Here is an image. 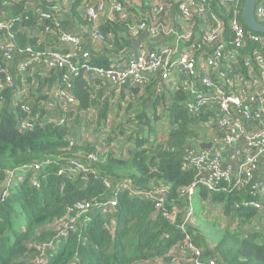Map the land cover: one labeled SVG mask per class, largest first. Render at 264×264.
<instances>
[{
    "label": "trees",
    "instance_id": "trees-1",
    "mask_svg": "<svg viewBox=\"0 0 264 264\" xmlns=\"http://www.w3.org/2000/svg\"><path fill=\"white\" fill-rule=\"evenodd\" d=\"M82 2L73 0L71 11L81 19V26L89 29V21L80 12ZM243 3L244 0H239L237 4L241 21ZM11 8L15 9V15L24 11L22 3ZM43 8L52 12L44 5ZM212 8L223 20H229L228 7L212 0ZM28 13V21L13 29L17 44L31 45L42 51L60 48L56 36L47 34L41 42L36 36L27 35L26 28L30 25L35 29L41 26L33 22L38 20L37 16ZM259 21L264 24V17ZM125 29L127 27L118 22L102 25L104 33L110 32L115 37ZM86 42L89 45L88 40ZM120 43L118 39L111 41L110 51H117ZM124 43L131 45L129 39H124ZM98 47L102 54L109 51L101 45ZM91 62L102 66L107 63L105 56L95 57L93 51ZM56 77L55 73L52 76L36 73L28 78L30 87H37L35 92L47 85L45 91L28 101L29 115L46 113L48 90ZM157 80L153 79L150 85L142 88L143 93L138 87L131 88L130 101L126 105L118 103L119 111L114 115L109 105L112 95L107 94L106 86L97 81L100 88L95 89L93 80H75L73 92L79 102L78 110L88 109L91 113L90 108L98 106L93 118L95 134H100L108 117H111V125L119 121L120 115L124 117L117 124L115 135H106V132L104 139L91 136L83 139L79 128L82 119L78 113L73 118V131L53 124L20 130L19 120L27 113L20 109L11 94L6 95L0 109V194L5 189L3 184L8 172L36 163L41 166L37 170L28 169L16 182L13 172L5 185L6 195L0 200V264H31L39 256V244L54 238L57 230L52 227L54 221L73 216L76 202H104L116 191V205L109 213L93 207L88 219L81 217L63 242H55L54 248L46 249L47 264H194L193 257L185 256L191 252V248L184 245L186 235L193 248L200 250L202 261L264 264V211L235 207L236 203L249 200L247 187L232 191L221 187L218 191H209L197 185L194 193L190 197L187 195L186 188L193 183L195 170L184 168V148L198 143L205 126L209 129V118L213 122V112L188 114L182 104L185 96L169 89L158 94ZM138 102L140 106L136 107ZM73 115L74 112L68 113V116ZM160 124L167 128L163 135H158ZM127 125L134 129L127 131ZM215 133L220 132L216 130ZM124 138H128L123 144L127 152L115 153L116 141ZM103 142L114 146L105 150ZM89 154L92 156L88 157ZM73 159L84 163L93 173L73 174L68 169ZM46 160L49 163L42 164ZM104 179L109 181L108 187ZM120 182H128L144 191L163 186L162 192L157 193L163 198L161 208L156 207L157 201H146L130 196L127 190L116 189ZM190 209L192 213L188 215ZM164 213L172 215V219ZM213 213H219L223 222L225 217L226 226L220 220L211 222L208 216ZM110 219L115 221L113 226ZM203 227H209L208 232Z\"/></svg>",
    "mask_w": 264,
    "mask_h": 264
},
{
    "label": "built area",
    "instance_id": "built-area-1",
    "mask_svg": "<svg viewBox=\"0 0 264 264\" xmlns=\"http://www.w3.org/2000/svg\"><path fill=\"white\" fill-rule=\"evenodd\" d=\"M238 1L218 0L231 14L229 20H223L213 10L212 0H83L81 9L90 28L82 24L88 33L80 34L69 31L61 18L44 10L43 0L33 5L32 0H10V7L22 3L24 11L18 15L0 12V38L4 36V41L0 42V63H3L0 65V109L6 95L11 94L20 109L27 113L19 120L20 130L53 124L73 131V118L78 113L84 139L91 136L94 127L89 129V135L85 132L87 129H82L83 124L86 125L89 114L94 116L96 112L78 110L79 102L73 92L76 79L93 80L95 89L100 88L97 81L106 86L107 94L112 95L109 105L116 113L118 103L126 105L130 101L131 88L138 87L143 93L142 88L158 78L155 85L158 94L164 89L182 93L185 96L182 104L188 114L213 112V122L209 118L208 129L211 136L204 140L211 142V147L199 150L197 144L190 143L184 148V168L195 170L193 183L186 188L187 195L190 197L197 185L209 191H218L221 187L228 191L247 187L249 200L238 202L235 207L264 211V33L247 29L239 20ZM28 12L37 16L38 20L33 22L41 26L33 28L35 33L27 27L26 33L41 42L47 34L56 36L60 48L42 51L31 45L17 44L13 29L28 21ZM255 15L258 21L264 17V0H258ZM113 22L127 29L116 37L110 32L104 33L102 25ZM117 39L121 41L120 48L106 58V65L91 62L93 48L101 45L110 50L111 41ZM124 39H129L131 45L125 44ZM36 73L57 74L56 82L48 90L46 113L42 116L40 113L29 115L28 101L37 87H30L28 78ZM69 112L74 115L68 116ZM110 119L108 117L107 124L111 123ZM123 119L120 115L119 121ZM125 128L127 131L134 129L132 125ZM216 130L220 133L216 134ZM48 163L46 160L42 164ZM40 166L36 163L20 168L27 172ZM68 169L73 174L93 173L76 159L70 161ZM104 184L108 187L109 181L104 179ZM5 185L0 200L6 195ZM162 188L157 186L144 191L128 182L116 184V189L127 190L130 196L157 201L159 209L163 198L157 193L162 192ZM117 192L104 202H76L73 216L54 221L57 226L54 238L39 244V256L31 264H47L46 249L64 240L81 217L87 220L93 207L109 213L116 205ZM191 213L190 209L188 215ZM165 215L172 219V215ZM110 224H115L114 219H110ZM184 245L191 248L193 257L200 254L187 235ZM192 260L194 264H216L213 259Z\"/></svg>",
    "mask_w": 264,
    "mask_h": 264
},
{
    "label": "rangeland",
    "instance_id": "rangeland-1",
    "mask_svg": "<svg viewBox=\"0 0 264 264\" xmlns=\"http://www.w3.org/2000/svg\"><path fill=\"white\" fill-rule=\"evenodd\" d=\"M120 47H118L117 49H119ZM53 75V73H51L50 74V76H52ZM46 85V84H45ZM45 85H43V86H41L40 88H39V90L37 91V92H35V90H32V96L33 97H37L38 96V94L39 93H41V92H43V91H45L46 89H47V85L45 86ZM90 106H92V105H90ZM89 106V107H90ZM135 106L136 107H138V106H140V103L138 102V103H136L135 104ZM97 108H98V106H93L92 108H90V110H92V112L95 110V111H97ZM111 112V114L112 115H114L115 113L113 112V111H110ZM149 112H152V111H149ZM76 116V115H75ZM97 116H98V114H97ZM94 116H93V114L91 113V114H89V117H88V121H87V125H84L83 124V128L82 129H87V130H85V132H88L89 133V135H90V131H89V129L90 128H92V127H94L93 128V131H92V133H91V137H95V138H100V139H104V138H106V136H105V133L106 132H108V135H110V134H112V135H115V133H116V131H118V128H117V124L119 123V122H121V121H118L115 125H111L110 123L109 124H107V123H105V125L103 126V128H102V133H100V134H95L94 133V130H95V127H96V124H95V121H94ZM159 130H158V133L160 134V135H163V134H165L166 132H167V128H163V125L162 124H160V126H159ZM213 131V130H212ZM214 132V131H213ZM126 133V132H125ZM210 136H211V132H210V130H207V127L205 126V128H204V132L201 134V136H200V140L201 139H206V138H210ZM85 139V138H84ZM199 140V141H200ZM128 141V138L126 139V138H124V139H121V140H117L116 141V144H115V146H114V144H108V143H105V142H103V147H105V150H108V147H113L114 146V148H113V151L115 152V153H121V152H123V153H126L127 152V149L126 150H124V146H123V144H125L126 142ZM25 172H26V169H24V168H19V169H17V170H15V172H14V174H13V180L16 182V181H18V180H20L22 177H23V175L25 174ZM193 208H194V211H197L196 209H195V207H194V205H193ZM260 211V210H259ZM224 218V222L222 221V217H221V215H219V213H213V214H210L209 216H208V219L212 222V221H216V220H220L219 222L220 223H222V225L223 226H226V221H225V217H223ZM53 226H55L54 224L52 225V227ZM57 226H55L53 229H55ZM204 228V230L206 231V232H208V228L209 227H203ZM222 236V234L220 235L219 234V237H221ZM193 254H194V252H189V253H187V254H185V256L186 257H193ZM189 255V256H188ZM201 252H200V254L198 255V256H195V257H193V259H196V258H199V257H201Z\"/></svg>",
    "mask_w": 264,
    "mask_h": 264
},
{
    "label": "crops",
    "instance_id": "crops-1",
    "mask_svg": "<svg viewBox=\"0 0 264 264\" xmlns=\"http://www.w3.org/2000/svg\"><path fill=\"white\" fill-rule=\"evenodd\" d=\"M8 0H0V12L4 11L7 15L14 14V10L9 6ZM42 4L46 9L52 10L55 15H57L58 18H61L63 20L64 25L67 27V29L71 32H80V34H85L87 32V28L80 27L81 26V19L75 17L72 14L71 11V5L73 0H43ZM38 2V0H32L31 5ZM33 3V4H32ZM81 14H83L82 9H80ZM28 30L32 33H35L32 25L28 27ZM28 35V34H27ZM29 36V35H28ZM4 41V36L0 38V42ZM92 51L95 54V57L105 56V59L110 57V55L113 53V51H108L105 54H102L99 47L93 48ZM110 90V87H109ZM165 128V127H163ZM160 129V128H159ZM158 135H160L158 133Z\"/></svg>",
    "mask_w": 264,
    "mask_h": 264
},
{
    "label": "water",
    "instance_id": "water-1",
    "mask_svg": "<svg viewBox=\"0 0 264 264\" xmlns=\"http://www.w3.org/2000/svg\"><path fill=\"white\" fill-rule=\"evenodd\" d=\"M258 0H244L242 8V21L244 25L254 32L264 33V24L258 21L255 15V8ZM211 142H199L197 148L199 150L208 149L211 147ZM11 173L6 176L5 184L8 183Z\"/></svg>",
    "mask_w": 264,
    "mask_h": 264
},
{
    "label": "clouds",
    "instance_id": "clouds-1",
    "mask_svg": "<svg viewBox=\"0 0 264 264\" xmlns=\"http://www.w3.org/2000/svg\"><path fill=\"white\" fill-rule=\"evenodd\" d=\"M20 167H18V168H16L15 170H17V169H19ZM15 170L14 171H10V172H8V173H11V175H10V178L12 177V174H13V172H15ZM65 240V239H64ZM64 240H62V241H60V242H63Z\"/></svg>",
    "mask_w": 264,
    "mask_h": 264
}]
</instances>
